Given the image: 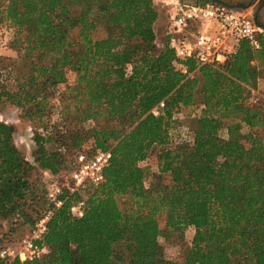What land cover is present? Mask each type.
Wrapping results in <instances>:
<instances>
[{
  "label": "trees",
  "instance_id": "obj_1",
  "mask_svg": "<svg viewBox=\"0 0 264 264\" xmlns=\"http://www.w3.org/2000/svg\"><path fill=\"white\" fill-rule=\"evenodd\" d=\"M0 18L13 31L20 61L4 70L0 98L23 120L39 122L32 163L14 145V128L0 122V221L34 226L42 212L33 220L28 213L29 174L56 175L65 141L78 150L92 140L94 152L111 153L82 216L69 213L81 199L74 196L49 220L48 254L0 264H264V140L256 131L244 139L219 136L254 86L253 62L264 65V26L256 18L263 29L258 48L242 41L226 62L192 75L193 62L184 63L187 74L174 65L168 30L156 47L154 0H0ZM67 71L75 84L61 100L62 121L46 124L44 94L65 83ZM195 104L200 113L189 149H169L173 116ZM122 117H128L125 129ZM251 118L242 121L252 127ZM69 121L93 126L79 131ZM153 146L160 148L162 183L145 189L148 171L139 163ZM159 215L172 232L194 231L182 263L160 252Z\"/></svg>",
  "mask_w": 264,
  "mask_h": 264
},
{
  "label": "rangeland",
  "instance_id": "obj_2",
  "mask_svg": "<svg viewBox=\"0 0 264 264\" xmlns=\"http://www.w3.org/2000/svg\"><path fill=\"white\" fill-rule=\"evenodd\" d=\"M219 1L230 6H238V8L243 9L245 13L252 16L254 19L256 18L258 22L264 26V0ZM160 3L162 2L157 0L156 10L159 13V18L154 27L155 45L157 48L162 47L163 42L166 40V32L169 28L168 23L170 10L169 8L161 7ZM169 7L171 8L172 6L170 5ZM12 40V29L9 28L6 23L0 22V86L5 80V77L8 76L4 70H8L9 72L10 69L14 68V66H18L20 62L18 58L19 54L17 49L14 47ZM253 65L257 68V78L254 86L249 89L246 99L239 107L238 115L234 117L233 121H231L232 124L219 132V136L223 139H244L248 133L256 131L264 140V65L260 64L259 61H254ZM197 70L198 69L195 68L190 75L194 74ZM74 84L75 74L67 71L65 83L57 85L52 91L45 92L44 96L48 101L44 114H47V118L44 120L46 121V124L55 125L56 123H61L62 120H59L58 118L61 108V100L66 97L67 89L73 87ZM4 101L5 100L3 98H0V122L14 128V145L20 151L22 156L27 161L32 163V152L35 149L32 141V132L38 127L37 125L39 122L37 121L35 123H31L23 120L20 110ZM152 112L158 114L156 109H153L151 113ZM199 113L200 108L198 104H195L191 107L183 109L181 113L173 116L175 125L171 132V139L168 147L169 149L181 152L189 149L192 134L196 128V119L198 118ZM245 115L252 117V127L242 121V118ZM127 118L128 117H122L119 121L123 129L128 126ZM66 124H69L68 126H72L73 129L79 131L93 126V123L91 122L71 123L69 121L66 122ZM65 143L66 146L64 145V148L62 147L61 150L64 162L61 163L59 172L56 175L52 176L39 169H36L29 174L28 181L33 194L28 197L27 205L31 206L28 208V213H30L32 220L35 219L36 212L41 213L46 210L47 202L45 196L47 190L54 184L61 187L68 185L69 175L72 172V168L76 165L78 157L80 155L89 157L94 153L92 140L86 141L78 150L72 149L69 140L65 141ZM159 149V147L153 146L145 161L139 163V167L148 171V176L143 184L145 189H155L162 183L158 176L157 157ZM92 191L93 189L88 191L83 196V199L87 200ZM33 211H35V213ZM157 221L159 228L157 242L162 256L165 260L182 263L191 246V240L194 234L193 229L187 228L183 233L172 232L165 227V216H157ZM20 223L17 222L16 225L13 226L5 221H0V248L16 247L23 238L28 237L32 228L26 225H21Z\"/></svg>",
  "mask_w": 264,
  "mask_h": 264
},
{
  "label": "built area",
  "instance_id": "obj_3",
  "mask_svg": "<svg viewBox=\"0 0 264 264\" xmlns=\"http://www.w3.org/2000/svg\"><path fill=\"white\" fill-rule=\"evenodd\" d=\"M169 47L175 54L174 65L187 74L185 62H193L196 69L204 66H220L239 49L242 41L258 48V37L262 29L255 19L244 11L234 12L215 3H193L177 1L169 11ZM163 104H160L162 107ZM157 116V113H153ZM110 152L95 151L91 156L80 155L76 168L69 175L68 185L54 184L46 192L47 208L36 220L28 237L16 247L0 249L1 260H18L20 263L39 260L49 250L43 243L47 224L54 212L74 196L81 199L72 203L69 213L79 218L85 208L83 196L104 181L103 172L109 165Z\"/></svg>",
  "mask_w": 264,
  "mask_h": 264
},
{
  "label": "crops",
  "instance_id": "obj_4",
  "mask_svg": "<svg viewBox=\"0 0 264 264\" xmlns=\"http://www.w3.org/2000/svg\"><path fill=\"white\" fill-rule=\"evenodd\" d=\"M177 1H181V0H160V2H162V3H160V6L161 7H166V8H169V10H170V5L171 6H173ZM159 2V1H158ZM154 4H155V7H157V0H154Z\"/></svg>",
  "mask_w": 264,
  "mask_h": 264
},
{
  "label": "water",
  "instance_id": "obj_5",
  "mask_svg": "<svg viewBox=\"0 0 264 264\" xmlns=\"http://www.w3.org/2000/svg\"><path fill=\"white\" fill-rule=\"evenodd\" d=\"M212 1H214L215 3L221 4V5L227 7L228 9H230V10H232L234 12L244 11L243 9L238 8V6H230V5H227L224 2H221L219 0H212Z\"/></svg>",
  "mask_w": 264,
  "mask_h": 264
}]
</instances>
